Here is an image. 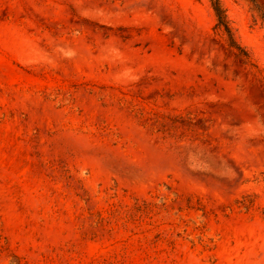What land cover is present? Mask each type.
Here are the masks:
<instances>
[{
    "label": "rangeland",
    "instance_id": "rangeland-1",
    "mask_svg": "<svg viewBox=\"0 0 264 264\" xmlns=\"http://www.w3.org/2000/svg\"><path fill=\"white\" fill-rule=\"evenodd\" d=\"M0 0V264H264V0Z\"/></svg>",
    "mask_w": 264,
    "mask_h": 264
},
{
    "label": "trees",
    "instance_id": "trees-1",
    "mask_svg": "<svg viewBox=\"0 0 264 264\" xmlns=\"http://www.w3.org/2000/svg\"><path fill=\"white\" fill-rule=\"evenodd\" d=\"M210 1L213 12L217 19L216 28L226 35L231 49L238 52L239 55L247 58L248 57L247 52L237 43V41L233 36L232 30L225 16V12L220 5V1L219 0H210Z\"/></svg>",
    "mask_w": 264,
    "mask_h": 264
}]
</instances>
